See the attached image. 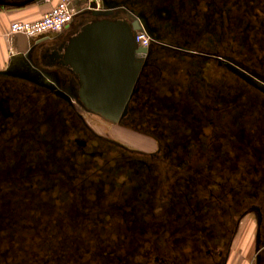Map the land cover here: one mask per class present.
<instances>
[{
  "label": "flooded vegetation",
  "instance_id": "1",
  "mask_svg": "<svg viewBox=\"0 0 264 264\" xmlns=\"http://www.w3.org/2000/svg\"><path fill=\"white\" fill-rule=\"evenodd\" d=\"M29 1L0 0V10ZM131 1H105L111 8L99 17L137 21V30L149 37L117 123L157 138L160 157L149 163L126 164L121 155L100 161L104 152L87 148L89 132L68 102L0 71V264H225L236 222L249 210L259 215L264 264V100L237 76L203 69L193 76L152 54L166 43L137 14L144 3ZM166 1L176 9L167 31L170 47L195 45L210 54L220 31L230 29L231 52L236 48L247 63L264 62V48L253 44L264 38V0ZM256 10L262 18L255 19ZM68 40L33 47L27 58L57 68L49 74L66 69L77 80L63 64ZM228 115L229 122L223 119ZM57 200L66 204L59 207ZM137 222L156 229L151 236L165 244V255L136 250L133 243L149 234L130 230ZM141 255L147 260L140 262Z\"/></svg>",
  "mask_w": 264,
  "mask_h": 264
},
{
  "label": "rangeland",
  "instance_id": "2",
  "mask_svg": "<svg viewBox=\"0 0 264 264\" xmlns=\"http://www.w3.org/2000/svg\"><path fill=\"white\" fill-rule=\"evenodd\" d=\"M164 1L165 0L131 1L133 5L136 4V6L138 4H141L140 2L144 3L143 7H145V9L137 10V14L145 20V24H147V26L149 27L148 30H150L151 32L150 34L157 40L165 41L166 43L165 47H158L153 49L154 53L152 54L165 56V59L167 61L174 62V64L177 63L180 66V71L182 70L191 72L193 76L198 75L200 69H203L204 71L218 72L223 75L231 74L235 77L237 76L249 86L250 93H253L258 99L264 100V62L259 61V59L257 58H253L250 63H247V61L239 58L236 55V48H233L234 52H231L230 35L232 34V31L230 29H222L221 31L219 30L221 33L220 35H218L220 36V43L215 49L216 51H211L210 54L204 53V49L197 48V46L195 45L184 46L182 44V47H174L176 48L175 50L173 47H170V45L172 46V43L170 42L171 38L169 37V35H167V31L168 28L175 22L176 9L170 8L169 2ZM254 1L258 2L259 0ZM150 5L152 6L150 7ZM153 5L158 6L153 7ZM253 13L255 14V19L259 16V19L262 18L259 10H256ZM169 30L171 31V29ZM6 42L7 49L5 65L3 69H0V71H3V73H7L6 75L11 78L13 77L22 79L24 81L32 83L34 86L41 87L42 89L46 90L51 96L55 98L60 97L68 102L76 112V116L79 117V119L82 121L89 132L90 136L88 139L91 143L87 146V148L90 150L99 149L104 152V157L100 159V161L116 158L117 156L120 157L121 155L125 158L128 157L124 160V163L126 164H129L128 162H130V159L136 162L140 160L147 163L157 162L161 153V143L157 140V138L151 136L150 134L132 129L128 126L104 120L98 114L84 109L83 106L77 101L76 97V91L79 87V84L77 82L78 79L76 80L75 76L68 72L66 69L57 70L55 71L57 75H52L48 72L56 70L57 68L45 67L38 63H35L34 65L28 58L22 59L21 55H16L9 64V55L11 50L8 41ZM253 44L256 47H259V45H261V47L264 48V38L263 40H254ZM263 53L264 50L260 51L259 56H262ZM249 60L250 57L248 58V61ZM69 88L72 90L69 91ZM229 113L230 112H228V114ZM229 116L230 115L224 117L223 119L229 122L231 118ZM121 163H123V160H120L118 165H120ZM113 164L114 161H111L109 165ZM94 177L95 176L90 177L89 179H93ZM80 179L81 177H78L76 181H74V183H78ZM158 182L161 183V179L158 180ZM65 193L66 187L59 192L58 199L64 197ZM53 202H58L59 207H63L66 204H61L60 200ZM61 216L63 217L64 215ZM68 219L72 222L80 220L79 218L74 217H69ZM86 221L88 222L89 219ZM86 221L84 223H86ZM155 222V225L157 224L158 226L159 224H162V222L159 220H156ZM65 224L70 225L71 223L66 222ZM74 224L72 225L75 226ZM258 225L259 215L256 210H249L244 215L238 218L229 245L225 264H261L256 234ZM131 226L132 228H130V230H148L150 234H147V236L145 237H141L139 240H137L138 243H133V246L137 248L136 250L138 252L147 255V257L151 255L154 256V254H159V256L165 255V253H163V247H165V244L161 243L158 238L151 236L153 231L155 232L156 229L154 230L153 227H150V229H148L143 224L138 225V222L137 224L135 223L134 226ZM141 226H143L144 228H142ZM128 228L129 226L127 228L125 227V230L129 231ZM70 229L75 228L71 227ZM34 230L39 231V229L37 228H35ZM67 230L70 231L69 229ZM41 233L43 234V232H40V234ZM96 236L105 237L109 236V234H97ZM144 255L140 256V262H144L145 260H147V257Z\"/></svg>",
  "mask_w": 264,
  "mask_h": 264
},
{
  "label": "water",
  "instance_id": "3",
  "mask_svg": "<svg viewBox=\"0 0 264 264\" xmlns=\"http://www.w3.org/2000/svg\"><path fill=\"white\" fill-rule=\"evenodd\" d=\"M43 2L30 0L19 7ZM81 3L79 7L70 3L69 7L74 8L77 14L89 12L95 19L82 26L68 40L62 54L63 64L77 76V98L80 103L102 118L117 123L123 117L141 68L136 57L146 53V49L137 48L134 42V33L139 25L137 21L128 25L99 18L109 12H91L88 8L85 10L87 0ZM16 39L19 42L18 52L25 54L24 43L27 39L23 36H17Z\"/></svg>",
  "mask_w": 264,
  "mask_h": 264
},
{
  "label": "built area",
  "instance_id": "4",
  "mask_svg": "<svg viewBox=\"0 0 264 264\" xmlns=\"http://www.w3.org/2000/svg\"><path fill=\"white\" fill-rule=\"evenodd\" d=\"M50 0H44L48 3ZM70 0H59L51 6L48 12L44 13L36 21H15L9 25L6 39L10 47L9 64L16 55H21L16 47V37L23 36L28 40H38L40 38L52 37L60 33L68 26L74 16L77 14L74 8L69 7ZM94 7H93V6ZM88 9L100 12L108 11L103 0H87ZM134 42L137 48H146L149 43V37L143 30H137L134 33Z\"/></svg>",
  "mask_w": 264,
  "mask_h": 264
},
{
  "label": "crops",
  "instance_id": "5",
  "mask_svg": "<svg viewBox=\"0 0 264 264\" xmlns=\"http://www.w3.org/2000/svg\"><path fill=\"white\" fill-rule=\"evenodd\" d=\"M59 0H50L48 3L43 2L41 4H29L19 8H8L5 10H0V69H3L5 65L6 49H7V39L6 34L8 33L9 25L15 21H36L39 20L42 15L49 11L51 6L56 4ZM82 0H70L71 4L75 7L82 5ZM107 3H111L113 0H104ZM86 10V7H85ZM94 10H91V12ZM95 19L89 12L83 14H77L74 16L72 22L66 26L60 33L46 38H40L38 40H28L24 43V48L26 49L25 54H21L22 59H27L28 52L34 47L38 48L46 43L55 40L70 39L77 32L80 31L81 27L87 24L89 20ZM31 41V42H29ZM15 45L17 47L18 40L16 39ZM9 44V43H8ZM33 44V45H32ZM33 49V50H34ZM30 56V55H29Z\"/></svg>",
  "mask_w": 264,
  "mask_h": 264
}]
</instances>
